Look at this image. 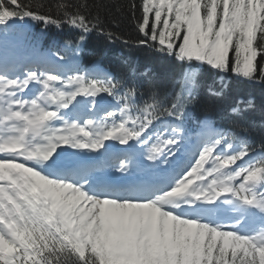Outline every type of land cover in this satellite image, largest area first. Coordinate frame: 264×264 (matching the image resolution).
<instances>
[{
  "label": "snow or ice",
  "instance_id": "1",
  "mask_svg": "<svg viewBox=\"0 0 264 264\" xmlns=\"http://www.w3.org/2000/svg\"><path fill=\"white\" fill-rule=\"evenodd\" d=\"M111 7L0 0V264H264V116L254 145L253 100L191 111L205 73L264 84V0H131L134 40ZM94 33L175 61L171 90L85 65Z\"/></svg>",
  "mask_w": 264,
  "mask_h": 264
},
{
  "label": "trees",
  "instance_id": "2",
  "mask_svg": "<svg viewBox=\"0 0 264 264\" xmlns=\"http://www.w3.org/2000/svg\"><path fill=\"white\" fill-rule=\"evenodd\" d=\"M44 3H50L51 0H43ZM90 4L96 3L97 0H88ZM100 3L112 5V7L104 12L105 26L110 30L122 35L128 39H135L137 33L134 31V25L131 22L130 15L127 12V6L131 0H99ZM115 5H120L123 9L122 13L116 12ZM95 10V9H93ZM111 12V16L108 15ZM39 33V30H35ZM74 33L65 27L62 31L55 28H49L43 33L42 43L44 47L51 46L54 42L63 44L65 40L74 37ZM99 46V48H98ZM85 54L83 63L90 65L93 58L88 54L91 50H102L105 55L101 61L103 68L112 71L114 74L120 72L134 73V79L140 83H144L145 78L141 75L144 71H149L151 77L160 86L161 92L171 90L169 86L170 79L179 71V67L175 61L161 58L152 53L150 49L128 48L121 42L116 41L108 43L96 36L94 33L84 46ZM126 62V63H125ZM213 78L205 73L201 79V87L199 88V100L194 108L191 109L197 117L204 114L205 109L209 112L213 119L216 120L217 126L222 128L234 127V118L229 115V108L233 106L236 100L254 101L255 110L244 117L245 126L255 122L256 127L247 134L248 139L258 145L261 142L262 135L260 133V124L262 116H264V84L248 83L237 79L232 74H228L225 79L227 87L224 89L225 95L223 99H216L207 94V86L213 84ZM216 79V85L219 82ZM179 87V85H177ZM146 90V89H145Z\"/></svg>",
  "mask_w": 264,
  "mask_h": 264
}]
</instances>
